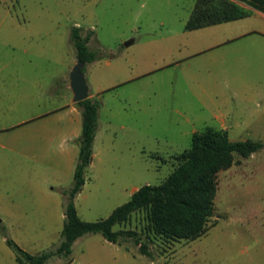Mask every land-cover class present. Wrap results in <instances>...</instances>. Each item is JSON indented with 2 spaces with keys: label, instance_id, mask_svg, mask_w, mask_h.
<instances>
[{
  "label": "rangeland",
  "instance_id": "rangeland-1",
  "mask_svg": "<svg viewBox=\"0 0 264 264\" xmlns=\"http://www.w3.org/2000/svg\"><path fill=\"white\" fill-rule=\"evenodd\" d=\"M193 4L0 0L1 79L17 80L16 71L33 80H46L45 70L66 72L74 54L67 50L75 51L70 29L91 34L97 58L84 74L103 88L96 97L101 136L100 155L91 159L75 197L82 220L105 218L134 187L161 183L177 164L175 156L190 148L194 131L219 127L207 106L212 100L229 101L225 110L233 113L224 121L232 127L230 140L264 142V37L256 32H264V21L244 17L187 30ZM18 39L26 40L28 53L18 50ZM13 54L21 60L11 61ZM69 159L63 155L57 167L48 159L56 168L0 166V264H18L6 238L32 254L59 244L62 191L71 186L76 164ZM40 177L48 183L40 184ZM216 181L214 212L197 239L149 242L139 212L113 230L139 233L150 257L131 237L113 243L91 233L73 242L70 255L46 264H264V147L236 156Z\"/></svg>",
  "mask_w": 264,
  "mask_h": 264
},
{
  "label": "trees",
  "instance_id": "trees-1",
  "mask_svg": "<svg viewBox=\"0 0 264 264\" xmlns=\"http://www.w3.org/2000/svg\"><path fill=\"white\" fill-rule=\"evenodd\" d=\"M214 1L217 2L215 5H207ZM240 1L264 12V0ZM245 15L242 9L223 0H196L185 29L237 20ZM90 36V33L82 36L76 26L70 32L76 56L85 65L97 58L96 52L88 45ZM76 105L80 108L82 119L79 152L72 184L62 191L64 222L61 240L52 249L32 254L22 249L14 240L6 238L18 264H46L54 256L66 257L71 254L72 244L76 239L91 233H99L113 243L131 237L139 244L141 253L150 257L152 252L148 250L149 245L141 241L139 233L129 229L113 230L115 225L130 220L133 214L139 212L144 213L146 223L142 231L149 242H153L155 237L167 243L197 239L208 230L206 223L214 212L217 173L231 166L236 156L247 158L264 147L263 141H232L227 131L207 126L192 134L190 148L175 156L177 164L161 183L144 184L107 217L85 221L77 213L75 197L85 183V174L91 163L99 101L96 97H87L76 102Z\"/></svg>",
  "mask_w": 264,
  "mask_h": 264
},
{
  "label": "crops",
  "instance_id": "crops-1",
  "mask_svg": "<svg viewBox=\"0 0 264 264\" xmlns=\"http://www.w3.org/2000/svg\"><path fill=\"white\" fill-rule=\"evenodd\" d=\"M193 1L192 10L196 3V0ZM223 1L234 4L242 9L246 13L245 18H254L259 22L264 21V12L252 8L244 1ZM216 3L214 1L207 5L211 6ZM220 24L207 25L201 28H209ZM256 32L264 37L263 31ZM18 41H20L18 42L20 44L18 50L23 54L28 53L27 46L24 44L26 40L22 42L21 39H18ZM73 52L74 54H72ZM67 53L72 54V58L69 57L68 60V70L55 74H51L52 71L45 70L44 72L48 76L46 80L30 79L28 73H22L21 71L15 72L17 80L0 78V140H4L6 137L8 139V142L0 144V166L6 165L11 168H20L32 165V167L46 168L50 163L49 167L56 168L60 165L62 156L65 154L70 157L68 160L69 164L76 163L75 159H77L79 152V135L81 133L82 119L80 108L73 101V94L69 85V75L72 68L71 65L75 63L74 61L77 56L76 51H72V49L67 50ZM15 60H21V58L13 54L11 61ZM2 71L3 66H0V75ZM87 84L89 88L88 97H99L98 93L103 88L100 85H91L88 82ZM207 106H211L210 113L212 117L219 121V127L216 129H223L229 134L232 127L224 121L230 113H233L232 111L225 110L230 108L229 101L212 100ZM99 128V121L97 120L93 141V159L100 155L99 140L101 134L99 133ZM71 141L75 142L76 146L71 144ZM48 159L53 161L56 167ZM40 178H42L40 184L48 183L46 177ZM136 189L138 188L134 187L133 192ZM62 215L64 219V209Z\"/></svg>",
  "mask_w": 264,
  "mask_h": 264
},
{
  "label": "water",
  "instance_id": "water-1",
  "mask_svg": "<svg viewBox=\"0 0 264 264\" xmlns=\"http://www.w3.org/2000/svg\"><path fill=\"white\" fill-rule=\"evenodd\" d=\"M129 42H126L127 45ZM85 62L82 61L79 57L76 58V62L73 64L69 80H70V89L73 94V101L78 102L88 97L89 88L83 71ZM78 143V141H76Z\"/></svg>",
  "mask_w": 264,
  "mask_h": 264
}]
</instances>
